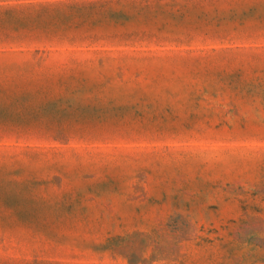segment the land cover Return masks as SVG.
<instances>
[{"label":"rangeland","instance_id":"374dc122","mask_svg":"<svg viewBox=\"0 0 264 264\" xmlns=\"http://www.w3.org/2000/svg\"><path fill=\"white\" fill-rule=\"evenodd\" d=\"M0 264H264V0H0Z\"/></svg>","mask_w":264,"mask_h":264}]
</instances>
